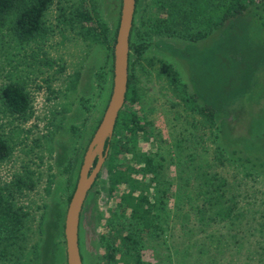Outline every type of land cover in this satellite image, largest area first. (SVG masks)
<instances>
[{
	"label": "rangeland",
	"instance_id": "rangeland-1",
	"mask_svg": "<svg viewBox=\"0 0 264 264\" xmlns=\"http://www.w3.org/2000/svg\"><path fill=\"white\" fill-rule=\"evenodd\" d=\"M120 1L53 0L43 15L47 33L27 44L14 42L6 28L0 30V87L17 81L30 99L24 115L9 114L0 100V139L11 147L8 158L0 161V188H10L6 193H12L14 207L24 216L19 251L9 249L7 256L0 247V264L66 262L68 197L112 88L110 49L83 38L73 11L93 4L113 35ZM220 1L197 0L207 17L195 23V32H207L191 41L183 35L188 18L178 12L184 2L171 6L169 0H136L128 57L134 96L129 106L143 118L140 154L151 155L160 167L158 185L151 191L160 228L143 241V258L150 264H264L263 243L256 242V234L247 244L245 231L231 228L243 243L228 248L218 241L222 223L197 225L195 192L208 173L226 179V197L234 196L231 201L239 206L264 199V6H249L251 46L241 51L237 39L219 42V30L213 29L212 19L208 22L222 8ZM169 24L173 32H168ZM216 44L222 45L217 60ZM233 53L243 60L235 74L224 59ZM218 77L224 83L222 94L213 92ZM208 103L217 108L214 124L198 111ZM108 178L104 164L81 211L83 264H111L102 241L112 234L108 220L117 195H111Z\"/></svg>",
	"mask_w": 264,
	"mask_h": 264
},
{
	"label": "trees",
	"instance_id": "trees-1",
	"mask_svg": "<svg viewBox=\"0 0 264 264\" xmlns=\"http://www.w3.org/2000/svg\"><path fill=\"white\" fill-rule=\"evenodd\" d=\"M52 2L53 0H0V30L6 28L10 31L13 41L16 43L27 44L37 38L44 37L47 31L43 15ZM169 2L171 6H177L184 2V6L181 8L183 11L179 10L178 12L181 18H188L190 25L183 30V35L191 41L202 39L207 31L195 32V23L198 24L199 20L206 19V10L197 8V0H169ZM220 4L219 7L222 8L219 12L214 10L213 16H208V22L212 19L213 29L219 30V42L226 44L228 41L232 42L237 39L240 49L241 47H250L248 34L251 29L246 26L248 8L250 5L258 4L264 6V0H221ZM92 6L93 4L83 8H74V20L78 22L84 39L104 44L110 49L109 75L112 82L113 45L116 32L113 35L109 32L98 9L96 10ZM260 25L264 28V15L261 17ZM167 29L168 32L174 30L171 24L167 25ZM219 44L214 46L216 60L217 56L222 58V45L218 47ZM233 54L225 56L224 59H228L229 69L235 74L236 71H240L239 67H242L243 60L237 61V54ZM163 70L171 75V82L176 83V77L172 75L170 68L164 67ZM104 76L103 74L102 80L105 79ZM218 79V81L212 82L213 92L218 91L222 94L224 92L221 88H224V83L220 81L219 77ZM231 79L229 77L225 81L226 87L230 84ZM129 84L128 77L125 103L119 112L114 135L109 142L108 156L104 163L109 174L110 193L111 195L115 193L117 196L108 220L112 234L109 238L104 236L102 242L107 253L105 257L111 264L114 262L116 264H150L143 258V241L156 235L160 228V217L155 213L157 199L152 197L151 192L153 184L158 185L159 176L157 173L159 171L157 170L160 167L151 155L140 154V150L137 148L138 139L143 136L145 128L139 112L129 106L134 96L130 91ZM0 100L9 114L24 115L30 109L29 95L24 85L17 81L10 80L0 87ZM198 111L209 123L214 124L217 112L215 106L208 103L199 107ZM10 152L11 147L8 143L0 139V161L8 158ZM127 155L131 158L128 159ZM221 156L220 154L219 159L222 160ZM251 174H255L254 169H251ZM245 175L251 176L250 174ZM204 176H207L203 180L204 183L202 182L195 192L199 201L196 207L199 215L197 225L203 228L211 227V223L213 225L222 223L221 227L224 231L218 241L224 240L225 246L228 248L229 245L237 247L243 243L240 233L237 235L235 234L237 230H231V228L235 230L238 227L245 231L247 244L252 243L251 237H255L256 234V242L263 243L260 246L263 249L264 199H262V203L251 202L239 206L237 202L231 201L234 196L226 197V179L218 174L208 173ZM6 191L10 192L11 190L9 188L4 191L3 188H0V247L2 254L8 256L9 249L14 253L19 251L16 250V247H20L19 243L24 239L22 234L24 216L19 212V209L14 207V202L11 199L12 193L7 194ZM204 211L205 213H203ZM255 231L257 232L255 233ZM246 251L249 252L247 248ZM62 264H66L65 258Z\"/></svg>",
	"mask_w": 264,
	"mask_h": 264
},
{
	"label": "water",
	"instance_id": "water-1",
	"mask_svg": "<svg viewBox=\"0 0 264 264\" xmlns=\"http://www.w3.org/2000/svg\"><path fill=\"white\" fill-rule=\"evenodd\" d=\"M134 9L135 0H121L118 27L113 46L111 94L101 120L84 151L75 188L65 213L63 235L67 264H83L79 247L80 215L86 196L107 159L109 142L114 135L119 112L125 103L128 84L129 38Z\"/></svg>",
	"mask_w": 264,
	"mask_h": 264
},
{
	"label": "flooded vegetation",
	"instance_id": "flooded-vegetation-1",
	"mask_svg": "<svg viewBox=\"0 0 264 264\" xmlns=\"http://www.w3.org/2000/svg\"><path fill=\"white\" fill-rule=\"evenodd\" d=\"M135 4H136V0H135ZM136 6V5H135ZM133 23H134V16H133V22H132V26H133ZM131 32H132V28H131ZM130 35H131V33H130ZM129 45H130V38H129ZM129 50H130V48H129ZM128 57H129V52H128ZM128 77H129V67H128ZM129 80H130V78H129ZM98 178V177H97ZM88 195V194H87ZM87 197V196H86ZM81 254V253H80Z\"/></svg>",
	"mask_w": 264,
	"mask_h": 264
}]
</instances>
